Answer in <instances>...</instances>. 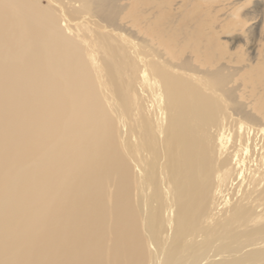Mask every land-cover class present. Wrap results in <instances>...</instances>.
Here are the masks:
<instances>
[{"label": "bare ground", "instance_id": "6f19581e", "mask_svg": "<svg viewBox=\"0 0 264 264\" xmlns=\"http://www.w3.org/2000/svg\"><path fill=\"white\" fill-rule=\"evenodd\" d=\"M172 1L0 0V264H264L263 88Z\"/></svg>", "mask_w": 264, "mask_h": 264}, {"label": "rangeland", "instance_id": "374dc122", "mask_svg": "<svg viewBox=\"0 0 264 264\" xmlns=\"http://www.w3.org/2000/svg\"><path fill=\"white\" fill-rule=\"evenodd\" d=\"M217 1V3H213L212 5L214 9L212 17L215 16L216 19L213 22L206 21L212 18L207 13H204L200 19H195L196 14L190 15L189 8L196 3V0H173L172 2L176 3V7H178L180 3L188 7L184 8L186 12L184 13L180 9H176V11L166 9L164 12L158 13L157 17L159 21L164 22L171 31L174 30L175 26L179 29L182 28L183 31L186 29L192 31L191 27H194V25L197 26L199 22L201 23L200 27L192 32H172L180 42H193L195 37L198 39L200 47L227 49L229 52L231 51L230 53L233 55L239 47H243L242 49L244 50L246 49L248 54L243 57L246 60L241 61L240 58H236L234 55L231 59H222L221 63H227L229 66L227 69L233 73L228 85L233 89L234 95L236 96H234L235 99L238 102L246 104L245 107L251 110L255 103H258L257 97L259 96L258 98H260V95H255L257 91L254 88L255 86L260 84L263 88L261 94L264 96V72H262L264 68L263 64H261L264 59V33L263 35L259 33L264 20V0ZM42 3L46 4L44 1H42ZM238 6L240 7V16H238V19L240 22L243 20L245 23H242V30H231L229 25L232 24V20L230 18L228 19L226 15ZM156 9L155 7L152 10L154 11ZM205 9H203V12H205ZM224 22L228 23V25H226L227 27H220V23L224 24ZM257 24H259L258 28H256ZM199 39H202V42H200ZM222 45L223 47H221Z\"/></svg>", "mask_w": 264, "mask_h": 264}]
</instances>
